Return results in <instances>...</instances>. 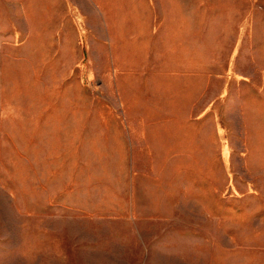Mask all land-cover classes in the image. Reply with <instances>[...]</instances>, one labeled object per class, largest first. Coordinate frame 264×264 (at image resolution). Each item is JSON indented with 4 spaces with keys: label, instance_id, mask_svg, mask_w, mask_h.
<instances>
[{
    "label": "rangeland",
    "instance_id": "1",
    "mask_svg": "<svg viewBox=\"0 0 264 264\" xmlns=\"http://www.w3.org/2000/svg\"><path fill=\"white\" fill-rule=\"evenodd\" d=\"M0 264H264V0H0Z\"/></svg>",
    "mask_w": 264,
    "mask_h": 264
}]
</instances>
